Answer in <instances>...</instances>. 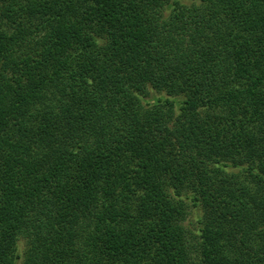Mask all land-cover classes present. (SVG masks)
Segmentation results:
<instances>
[{
	"label": "trees",
	"instance_id": "1",
	"mask_svg": "<svg viewBox=\"0 0 264 264\" xmlns=\"http://www.w3.org/2000/svg\"><path fill=\"white\" fill-rule=\"evenodd\" d=\"M0 264H264V0H0Z\"/></svg>",
	"mask_w": 264,
	"mask_h": 264
},
{
	"label": "rangeland",
	"instance_id": "2",
	"mask_svg": "<svg viewBox=\"0 0 264 264\" xmlns=\"http://www.w3.org/2000/svg\"><path fill=\"white\" fill-rule=\"evenodd\" d=\"M195 221H196V216L194 215V210H193L189 212V216L184 221V224L189 230L193 231V229L195 228Z\"/></svg>",
	"mask_w": 264,
	"mask_h": 264
}]
</instances>
